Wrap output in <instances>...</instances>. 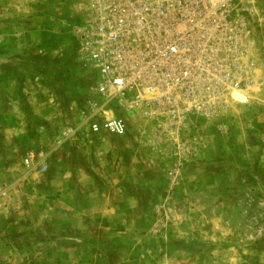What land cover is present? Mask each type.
<instances>
[{"label": "rangeland", "instance_id": "374dc122", "mask_svg": "<svg viewBox=\"0 0 264 264\" xmlns=\"http://www.w3.org/2000/svg\"><path fill=\"white\" fill-rule=\"evenodd\" d=\"M249 1L254 83L175 155L130 111L112 108L121 137L81 128L88 0H0V264H264V0Z\"/></svg>", "mask_w": 264, "mask_h": 264}, {"label": "built area", "instance_id": "2783aa9c", "mask_svg": "<svg viewBox=\"0 0 264 264\" xmlns=\"http://www.w3.org/2000/svg\"><path fill=\"white\" fill-rule=\"evenodd\" d=\"M256 11L249 0H88L73 29L93 76L81 128L123 136L125 121L112 115L119 108L156 120L155 135L175 155L194 153L182 143L192 124L216 118L231 94H248L254 83ZM36 158L28 153L23 164L43 170Z\"/></svg>", "mask_w": 264, "mask_h": 264}, {"label": "crops", "instance_id": "0c3cea01", "mask_svg": "<svg viewBox=\"0 0 264 264\" xmlns=\"http://www.w3.org/2000/svg\"><path fill=\"white\" fill-rule=\"evenodd\" d=\"M247 99H248V97L246 98V101H247ZM248 148V151L250 152V151H253L252 153H254V151H257L258 150V148H257V146L256 145H254V146H249V147H247ZM242 149V148H241ZM250 149H252V150H250ZM243 151V150H242ZM246 152V151H245ZM239 155H241L242 156V154H239Z\"/></svg>", "mask_w": 264, "mask_h": 264}, {"label": "water", "instance_id": "95a60500", "mask_svg": "<svg viewBox=\"0 0 264 264\" xmlns=\"http://www.w3.org/2000/svg\"><path fill=\"white\" fill-rule=\"evenodd\" d=\"M231 98H235V100L237 99L238 101L242 100L243 96H238L236 93L231 94Z\"/></svg>", "mask_w": 264, "mask_h": 264}, {"label": "bare ground", "instance_id": "6f19581e", "mask_svg": "<svg viewBox=\"0 0 264 264\" xmlns=\"http://www.w3.org/2000/svg\"><path fill=\"white\" fill-rule=\"evenodd\" d=\"M238 96H242V94L241 93H236ZM244 94V93H243ZM236 100H234L233 98H232V101H231V103L232 102H235ZM245 101H246V99H245ZM240 102H242V101H240Z\"/></svg>", "mask_w": 264, "mask_h": 264}]
</instances>
